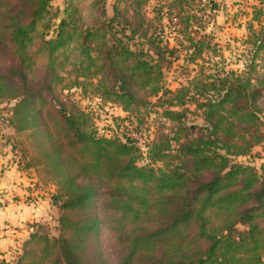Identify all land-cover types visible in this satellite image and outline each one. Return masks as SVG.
Returning a JSON list of instances; mask_svg holds the SVG:
<instances>
[{"label": "trees", "instance_id": "trees-1", "mask_svg": "<svg viewBox=\"0 0 264 264\" xmlns=\"http://www.w3.org/2000/svg\"><path fill=\"white\" fill-rule=\"evenodd\" d=\"M55 1L0 0V105L19 167L55 187L58 209L7 264H264L263 1L244 13L241 70L201 66L175 89L178 44L186 65L213 52L197 32L205 2L159 0L151 20L150 0L110 14L106 0ZM73 91L137 127L159 109L154 137L143 151L130 132L99 135ZM256 148L259 168L236 162Z\"/></svg>", "mask_w": 264, "mask_h": 264}, {"label": "rangeland", "instance_id": "rangeland-1", "mask_svg": "<svg viewBox=\"0 0 264 264\" xmlns=\"http://www.w3.org/2000/svg\"><path fill=\"white\" fill-rule=\"evenodd\" d=\"M66 1L67 0H56L52 4V11L55 12L57 9H61ZM201 1L205 2L207 5L205 13L198 14L199 17H201V20L199 21L197 32L198 35H209V42L213 52L204 53L202 56L203 59L197 61V66L186 65L183 59L187 54V49L183 47L188 44H184V46H179L178 44L181 58L174 65H171L169 69L165 70V85L168 89H175L179 84H183L189 73L191 75L193 74L190 70L195 71L201 66L203 69L211 72L215 71L217 68L241 70L244 63V48L241 45L242 38L245 34L244 23L246 18L244 17V13L249 10L247 5L257 6L260 1H263L264 3V0ZM208 1H211L216 5V9L214 11H210ZM114 3L115 0H106L108 14H110L111 7ZM197 4L198 1L196 0L195 5L197 6ZM158 5H160L159 0H150L149 4L145 8V14L148 19H154L156 14L153 10L158 7ZM158 25L163 27L165 34L167 33L166 35L170 37L171 34L169 31H171V26L173 25L164 18L158 22ZM173 37H175V34H172L170 37L171 41L169 44L171 47L176 45V42L172 41ZM183 64L186 66H183ZM70 93L71 98L75 99L82 109L90 113L93 119L94 127L97 131H99V135L111 136L118 134L121 137L122 133L130 132L132 138L137 140L140 149L144 151V143L147 144L150 142L158 129L157 123L160 112L159 109L155 107H152L149 110V115L146 116L145 123L140 127H137L134 121L127 119L125 114L118 108L101 104L95 98L91 96H82L77 91ZM151 102L153 103L154 99H152ZM10 106L11 104L0 105V151L3 147L5 149V156H8L10 152V157H12L14 163L17 162V167L22 171L18 164L20 161V153L14 147V142L17 137L15 138L16 135L14 130L7 124V120L10 116ZM137 128L138 132H135ZM1 152L0 156L3 157ZM262 156V150L260 148H256L251 155L239 158L236 162L259 168V165L263 162L260 158ZM23 171L28 172L29 175H31L29 177L36 180V183L40 185L42 192L45 193L47 198L51 200V197L55 194V187L44 183L34 170ZM56 211L58 212V209ZM105 236L104 240L106 242V246L108 247L107 251H109V258L112 260L113 250L111 249L112 245L110 243V238L108 235Z\"/></svg>", "mask_w": 264, "mask_h": 264}, {"label": "crops", "instance_id": "crops-1", "mask_svg": "<svg viewBox=\"0 0 264 264\" xmlns=\"http://www.w3.org/2000/svg\"><path fill=\"white\" fill-rule=\"evenodd\" d=\"M4 150L0 151V254L14 255L39 225L52 228L58 212L36 180Z\"/></svg>", "mask_w": 264, "mask_h": 264}, {"label": "built area", "instance_id": "built-area-1", "mask_svg": "<svg viewBox=\"0 0 264 264\" xmlns=\"http://www.w3.org/2000/svg\"><path fill=\"white\" fill-rule=\"evenodd\" d=\"M17 254L14 253V255H12V253H5L3 255H0V264H2V262H5L6 264L10 263V261L14 260Z\"/></svg>", "mask_w": 264, "mask_h": 264}]
</instances>
